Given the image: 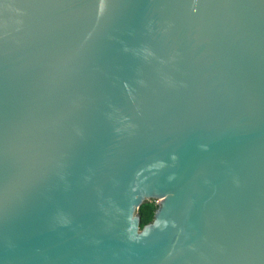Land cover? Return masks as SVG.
<instances>
[{"label": "water", "instance_id": "obj_1", "mask_svg": "<svg viewBox=\"0 0 264 264\" xmlns=\"http://www.w3.org/2000/svg\"><path fill=\"white\" fill-rule=\"evenodd\" d=\"M0 264H264V0H0Z\"/></svg>", "mask_w": 264, "mask_h": 264}, {"label": "trees", "instance_id": "obj_2", "mask_svg": "<svg viewBox=\"0 0 264 264\" xmlns=\"http://www.w3.org/2000/svg\"><path fill=\"white\" fill-rule=\"evenodd\" d=\"M155 209L154 201L145 202L139 207L137 213L140 216V228L152 220Z\"/></svg>", "mask_w": 264, "mask_h": 264}, {"label": "rangeland", "instance_id": "obj_3", "mask_svg": "<svg viewBox=\"0 0 264 264\" xmlns=\"http://www.w3.org/2000/svg\"><path fill=\"white\" fill-rule=\"evenodd\" d=\"M156 203H157V202H156V201H154V204H155V205H156Z\"/></svg>", "mask_w": 264, "mask_h": 264}]
</instances>
